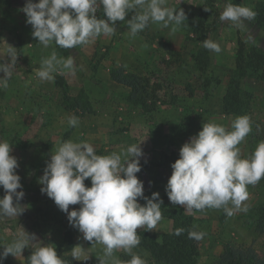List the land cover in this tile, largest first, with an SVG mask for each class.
<instances>
[{
    "label": "rangeland",
    "instance_id": "obj_1",
    "mask_svg": "<svg viewBox=\"0 0 264 264\" xmlns=\"http://www.w3.org/2000/svg\"><path fill=\"white\" fill-rule=\"evenodd\" d=\"M258 1L241 0L239 4L253 9ZM206 2L215 11L208 22V39L218 43L221 51L208 50L206 63L203 60L198 64L195 55L200 46L190 33L189 20ZM228 2L235 4V0H167V7L185 12L187 20L182 25L165 28L161 23H150L132 36L127 21L135 13L129 12L125 21L116 22L115 34H101L88 44L66 49L55 43L47 48L38 44L22 11L26 0H0V64L11 62L8 45L16 49L17 56L8 87H0V141L12 147L10 154L17 158L16 172L22 185L17 191L25 194L19 202L23 213L0 220V246L11 243L23 229L35 234L44 245H53L65 264H100L104 258V245L84 240L83 234L69 224L67 214L40 191L38 180L46 163L65 140L89 142L101 156L141 144L144 155L140 163L148 168L137 177L144 183V196L159 193L161 200L168 201L165 188L172 168L165 163V157L179 153L182 145L202 130L204 122H214L231 131L236 117H250L252 130L237 147L241 158L251 156L258 143L264 141V62L258 71L248 68L241 76L244 114H226L224 97L230 82L238 77L240 51L252 56L256 52L264 59V28L254 20L245 21L244 29L221 21L220 14ZM96 16L107 19L102 6ZM53 51L58 58L71 56L76 72H56L53 80L40 79L37 69ZM112 68L140 76L144 89L138 98L143 97L146 106L128 100L131 89L110 77ZM4 75L0 72V79ZM70 116L78 117L76 127L68 124ZM84 183L91 187L90 178ZM247 191L249 197L243 204L248 211L231 217L223 208L185 209L195 218L194 229L204 233L199 240L198 264H222L226 249L251 257L252 264H264V230L260 229L264 223V178L248 185ZM138 203L143 206L145 201L138 199ZM79 207L70 205L69 211ZM172 226L171 220L161 217L151 231L145 226L137 233L160 238ZM78 245L83 251L74 259L72 249ZM32 251L26 248L21 256L9 255L2 263L28 264ZM132 253L151 263V254L139 245ZM113 257L131 259V254L116 249Z\"/></svg>",
    "mask_w": 264,
    "mask_h": 264
},
{
    "label": "clouds",
    "instance_id": "obj_2",
    "mask_svg": "<svg viewBox=\"0 0 264 264\" xmlns=\"http://www.w3.org/2000/svg\"><path fill=\"white\" fill-rule=\"evenodd\" d=\"M167 0H26L22 11L26 23L32 26V36L45 48L55 43L61 48L73 49L88 44L101 34L113 35L117 21H125L129 12L135 14L127 21L132 36L145 30L150 23L180 26L187 20L183 9L167 7ZM102 6L107 19H98L97 11ZM210 11L209 9H204ZM256 12L250 7L228 2L220 14L221 21H230L236 28L244 29L245 21H252ZM176 30L175 27L172 29ZM249 39H252L249 33ZM203 47L219 53L221 48L211 39L202 41ZM7 57L11 62L0 64V87L7 88L8 80L16 64V49L8 45ZM74 59L58 58L53 51L42 59L37 75L42 80H53V73H75ZM68 124L76 127L79 119L68 117ZM231 131L214 122H204L202 130L190 137L179 151V158L171 164L172 174L165 192L173 205H182L188 211L205 208H223L229 217L236 212H247L243 202L249 197L248 185H255L264 178V141L258 143L249 158H241L237 147L251 132L247 115L236 117ZM141 144H133L120 153L98 155L92 144L86 141L61 142L51 159L46 163L38 183L41 193L46 194L58 208L67 214L69 224L83 234V239L104 245V258L100 264H147L132 249L140 244L137 229L156 227L162 217L159 193L144 196V183L137 173L141 171L140 160L144 153ZM7 141H0V220L19 216L24 208L21 177L17 174V158L10 153ZM91 180V187L85 180ZM15 199V203H14ZM138 199L145 201L142 206ZM79 204V209L69 211L70 205ZM231 205V207L229 206ZM183 228L176 229L180 235ZM189 238L201 240L202 232L189 231ZM3 247L0 264L9 255L21 256L26 248H32L28 264H65L57 255L56 248L44 245L35 234L21 230L11 243ZM116 249H124L131 259L121 262L113 257ZM83 251L81 246L72 249L73 258Z\"/></svg>",
    "mask_w": 264,
    "mask_h": 264
},
{
    "label": "trees",
    "instance_id": "obj_3",
    "mask_svg": "<svg viewBox=\"0 0 264 264\" xmlns=\"http://www.w3.org/2000/svg\"><path fill=\"white\" fill-rule=\"evenodd\" d=\"M241 0H235V4H239ZM210 11H205L204 9ZM256 12L254 19L257 26L264 28V0H259L253 7ZM212 15H215L214 7L209 2L203 4L198 13L193 14L189 20L190 33L194 35V41L200 46L197 50V63L200 64L205 60L208 49L203 47L202 41L208 39V22ZM254 56L245 54V50L240 51L238 54L237 71L238 77L233 79L227 89L224 97V112L228 115H242L245 113V107L241 98V76L247 73L248 68L258 71L261 64L264 62L263 57L259 53L254 52ZM206 63V60H205ZM206 65V64H203ZM201 66L202 68L204 66ZM110 77L119 84L131 89L128 94V100L134 104L143 103L146 106V101L143 97L138 98L141 89H144V83L140 76L130 75L127 72L123 73L118 68L110 70ZM60 85V84H59ZM74 108H80L76 106ZM179 158V153L172 152L165 157V163L171 165ZM147 165L141 164V171L136 175L141 174L147 169ZM4 190L0 187V198ZM161 205L162 217L167 218L173 222L172 229L169 233L162 235L160 238L149 235L147 233L139 232L140 236L139 247L148 251L151 254L150 264H198L200 257L199 240L189 238V231H196L194 229L195 218L189 215L182 205H173L168 200H162ZM183 228L185 231L176 235V229ZM260 229L264 230V223H261ZM197 232V231H196ZM71 241L72 238L68 237ZM222 264H252L251 257L243 253H235L232 249H226ZM130 258L124 257L121 262H126ZM9 264V263H2ZM85 264V263H82Z\"/></svg>",
    "mask_w": 264,
    "mask_h": 264
},
{
    "label": "crops",
    "instance_id": "obj_4",
    "mask_svg": "<svg viewBox=\"0 0 264 264\" xmlns=\"http://www.w3.org/2000/svg\"><path fill=\"white\" fill-rule=\"evenodd\" d=\"M175 153H178V152H175ZM81 234V233H80ZM76 238H77V236H76ZM73 240H74V238H73Z\"/></svg>",
    "mask_w": 264,
    "mask_h": 264
}]
</instances>
